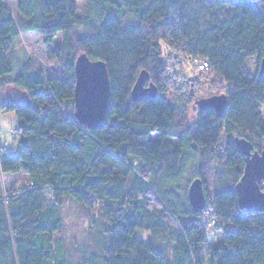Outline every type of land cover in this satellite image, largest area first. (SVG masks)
I'll use <instances>...</instances> for the list:
<instances>
[{
	"label": "trees",
	"instance_id": "16d2710c",
	"mask_svg": "<svg viewBox=\"0 0 264 264\" xmlns=\"http://www.w3.org/2000/svg\"><path fill=\"white\" fill-rule=\"evenodd\" d=\"M17 14L18 24L0 0V90L21 97L0 101L19 133L17 156L0 151V173L27 177L25 189L0 193V264H65L54 242L64 200L98 211L101 264H264V211L241 208L235 192L245 166L235 139L264 150V76L247 67L264 59V0H19ZM21 33L45 45L61 35L50 53L62 66L56 78L44 80L30 60L14 75L8 56ZM168 51L182 74L206 61L203 73L226 85L221 117L195 111L191 93L166 99ZM82 55L103 63L109 81L104 120L93 129L71 115ZM142 71L157 95L134 101ZM209 161L218 168L211 196ZM194 180L204 186L201 212L188 201ZM208 209L212 218L201 220ZM212 231L221 244L210 246Z\"/></svg>",
	"mask_w": 264,
	"mask_h": 264
},
{
	"label": "rangeland",
	"instance_id": "374dc122",
	"mask_svg": "<svg viewBox=\"0 0 264 264\" xmlns=\"http://www.w3.org/2000/svg\"><path fill=\"white\" fill-rule=\"evenodd\" d=\"M18 1L6 0L16 24L19 23L17 14ZM81 34V29L75 31V36L79 37ZM61 41V35H58L54 38L51 45H45L44 38L40 35L21 33L13 41V47L8 56L12 66L15 68L14 75L18 74L21 64L30 60L44 80L56 78L62 66L50 57V53L61 45ZM164 64V71L169 78L166 99L170 101H172V96L175 92L182 95L191 93L196 96V101L225 94L226 85L224 83L209 72L198 71L191 63L188 65V71L190 72L182 74V65L175 61L174 54L170 51L166 53ZM247 67L251 74L258 72L259 66L254 58L248 61ZM8 79L10 80L11 78ZM3 88H5V85ZM9 98H13L12 100L21 99L19 92L15 90L7 89L3 92L0 90V101ZM193 106L195 111L198 110L196 105ZM74 112L73 110L71 114L73 119H75ZM261 114L264 121V108L261 109ZM17 128L18 122L14 113L0 112V151L9 152L17 156L19 151L17 143L19 133ZM150 139L157 140L158 136L153 134ZM206 167L205 187H207L208 195L211 196V183L213 175L218 168L213 161H209ZM26 183L27 177L24 175L7 176L0 173V193L2 192L1 194L5 196L25 189ZM262 187L264 189V184ZM210 214L211 209L204 211L201 220L209 221L212 218ZM61 216L62 226L59 232L54 235V242L56 243V251L65 264H101L98 259L102 257L104 224L99 217L98 211H91L72 200H64L61 207ZM135 237L146 244L151 240L150 234L142 231H136ZM208 239L210 246H217L222 243V236L218 232L212 231Z\"/></svg>",
	"mask_w": 264,
	"mask_h": 264
},
{
	"label": "water",
	"instance_id": "95a60500",
	"mask_svg": "<svg viewBox=\"0 0 264 264\" xmlns=\"http://www.w3.org/2000/svg\"><path fill=\"white\" fill-rule=\"evenodd\" d=\"M236 2L238 0H226ZM259 76H264V59L260 62ZM74 118L80 125L93 129L104 120L109 97V81L106 67L101 62H92L86 56H79L75 63ZM149 74L142 71L132 89L131 97L140 101L148 93L155 97L156 90L152 84L145 88ZM196 107L202 111L214 110L221 117L226 107L225 96H214L196 102ZM238 151L245 156L243 176L235 187L239 205L248 211H264V150L253 151L249 142L235 139ZM188 201L194 212H201L205 207L203 184L194 180L188 189Z\"/></svg>",
	"mask_w": 264,
	"mask_h": 264
},
{
	"label": "built area",
	"instance_id": "2783aa9c",
	"mask_svg": "<svg viewBox=\"0 0 264 264\" xmlns=\"http://www.w3.org/2000/svg\"><path fill=\"white\" fill-rule=\"evenodd\" d=\"M191 64L198 70V71H206L208 70V63L206 61H198V62H191Z\"/></svg>",
	"mask_w": 264,
	"mask_h": 264
},
{
	"label": "bare ground",
	"instance_id": "6f19581e",
	"mask_svg": "<svg viewBox=\"0 0 264 264\" xmlns=\"http://www.w3.org/2000/svg\"><path fill=\"white\" fill-rule=\"evenodd\" d=\"M264 184V183H263ZM261 188H263V187H261Z\"/></svg>",
	"mask_w": 264,
	"mask_h": 264
}]
</instances>
